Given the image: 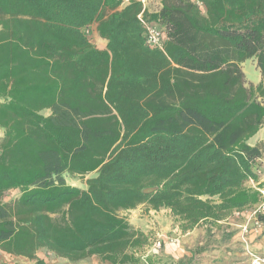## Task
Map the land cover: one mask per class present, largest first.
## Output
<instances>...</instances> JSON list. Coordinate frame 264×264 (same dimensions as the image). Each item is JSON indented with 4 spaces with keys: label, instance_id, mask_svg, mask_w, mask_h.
<instances>
[{
    "label": "trees",
    "instance_id": "obj_1",
    "mask_svg": "<svg viewBox=\"0 0 264 264\" xmlns=\"http://www.w3.org/2000/svg\"><path fill=\"white\" fill-rule=\"evenodd\" d=\"M263 127L264 0H160L152 13L141 0H0V252L153 264L121 216L142 206L210 239L262 202L264 148L250 141ZM94 173L85 190L68 183Z\"/></svg>",
    "mask_w": 264,
    "mask_h": 264
},
{
    "label": "rangeland",
    "instance_id": "obj_2",
    "mask_svg": "<svg viewBox=\"0 0 264 264\" xmlns=\"http://www.w3.org/2000/svg\"><path fill=\"white\" fill-rule=\"evenodd\" d=\"M148 2V4H147ZM147 7L151 10L159 8L160 0H147ZM246 77L247 86H257L260 82V72L257 62L250 60L242 65ZM3 132L0 130V139ZM264 148V142H262ZM260 182L264 173L260 168ZM96 173L85 178H68V183L80 189H86V180L95 178ZM262 183V182H261ZM264 186V181H263ZM248 187H258V184L250 181ZM261 189H264L262 187ZM20 193L18 191L6 194L5 202H14ZM263 201L252 209L235 214L227 222L222 223L212 232L210 239L206 236V226H202L193 232L183 234L179 230V224L168 210L159 212L147 211L146 207H140L135 211L122 212L132 227L148 235L150 245L139 252V256L151 258L153 264H170L171 262L194 264H251L252 255L264 257V222L259 216H264ZM207 246L206 253L193 258V252ZM38 257L47 264H72L58 259L47 251H40ZM0 264H34V262L21 257H14L0 252ZM77 264H109L93 257Z\"/></svg>",
    "mask_w": 264,
    "mask_h": 264
},
{
    "label": "built area",
    "instance_id": "obj_3",
    "mask_svg": "<svg viewBox=\"0 0 264 264\" xmlns=\"http://www.w3.org/2000/svg\"><path fill=\"white\" fill-rule=\"evenodd\" d=\"M145 0H142L143 5H145ZM139 19L145 29V40H146V44L147 46L151 47V48H157L160 50H163V35L162 32L160 30V28L154 24H150L148 22H146L143 18L142 15L139 16ZM86 34L88 36H91V29H88L85 31ZM261 195H262V207H264V189H259L258 190ZM251 264H264V257H258V256H254L252 255L251 258Z\"/></svg>",
    "mask_w": 264,
    "mask_h": 264
},
{
    "label": "crops",
    "instance_id": "obj_4",
    "mask_svg": "<svg viewBox=\"0 0 264 264\" xmlns=\"http://www.w3.org/2000/svg\"><path fill=\"white\" fill-rule=\"evenodd\" d=\"M142 1V0H141ZM146 2H147V0H145ZM146 2H145V5H144V8L146 9H148L149 10V12H157L158 10H159V8H157V7H155L156 8V10H151V9H149L148 7H147V4H148V2H147V4H146ZM124 4H128V2L126 1ZM160 4V3H159ZM91 42L98 48V49H100V50H105L106 49V47H107V41L106 40H104V39H102L100 36H99V33H98V31H97V24H94L91 28ZM261 77V76H260ZM260 81H261V78H260ZM260 83V82H259ZM4 137V134H3V136H2V138ZM1 138V139H2ZM262 142H264V127L260 130V132L257 134V136L256 137H254L251 141H250V143H251V145H257V144H261ZM261 170L263 171V173H264V157H263V159L261 160ZM264 177V176H263ZM263 181H264V178L261 180V182L263 183ZM260 182V183H261ZM261 183V184H262ZM139 209V208H138ZM130 212V211H129ZM132 212V211H131Z\"/></svg>",
    "mask_w": 264,
    "mask_h": 264
}]
</instances>
